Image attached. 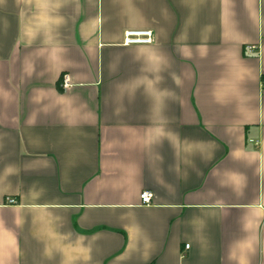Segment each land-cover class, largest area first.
<instances>
[{"label":"crops","instance_id":"crops-1","mask_svg":"<svg viewBox=\"0 0 264 264\" xmlns=\"http://www.w3.org/2000/svg\"><path fill=\"white\" fill-rule=\"evenodd\" d=\"M261 75L264 0H0V264H264Z\"/></svg>","mask_w":264,"mask_h":264},{"label":"built area","instance_id":"built-area-1","mask_svg":"<svg viewBox=\"0 0 264 264\" xmlns=\"http://www.w3.org/2000/svg\"><path fill=\"white\" fill-rule=\"evenodd\" d=\"M153 42V33L150 29H127L123 33V44L124 45H147ZM254 46H249L248 49L252 50ZM70 85L69 76L63 74L61 77V88L66 89ZM261 89H264V75H261L260 79ZM151 192L144 190L140 193V199L142 204H149L151 200ZM8 203H14L15 200L7 198ZM188 248V245H185Z\"/></svg>","mask_w":264,"mask_h":264}]
</instances>
